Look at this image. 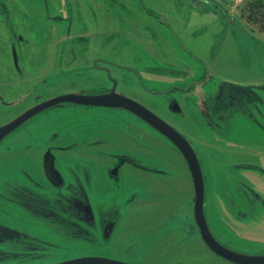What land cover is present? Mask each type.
Here are the masks:
<instances>
[{
    "label": "rangeland",
    "instance_id": "374dc122",
    "mask_svg": "<svg viewBox=\"0 0 264 264\" xmlns=\"http://www.w3.org/2000/svg\"><path fill=\"white\" fill-rule=\"evenodd\" d=\"M2 1L0 125L54 96L109 86L90 61L107 59L117 92L177 127L197 149L209 219L227 216L243 237L241 251L264 250V31L246 19V0ZM86 46L90 54L82 61L72 49ZM195 75L204 76L203 103L197 104L212 124L190 105L183 118L173 114L167 103L172 94L146 92ZM226 95L246 101V108L228 105ZM72 142L76 149L53 148ZM48 147L67 179L74 171L81 175L83 164L91 167L88 173L108 167L112 154L149 160L150 167L155 160L168 173L148 174L127 163L119 177L98 170L82 177L85 195L77 186L70 194L42 176ZM192 192L180 154L127 111L52 106L0 142V194L40 202L45 210H25L21 203L17 209L0 197V264L89 256L129 264H231L190 235Z\"/></svg>",
    "mask_w": 264,
    "mask_h": 264
},
{
    "label": "flooded vegetation",
    "instance_id": "af4514ba",
    "mask_svg": "<svg viewBox=\"0 0 264 264\" xmlns=\"http://www.w3.org/2000/svg\"><path fill=\"white\" fill-rule=\"evenodd\" d=\"M79 37H82V38H85L84 36H79ZM77 38V37H75ZM81 39V38H80ZM85 41V39H83ZM72 42H76V40H73ZM87 42V41H85ZM65 47V45H64ZM72 49V48H71ZM73 50V54H77L79 55L80 57V60L82 61H87L88 60V53L90 54V51H89V46H86V47H82V49H72ZM70 50V53L71 51ZM77 50V51H75ZM88 50V52H87ZM185 50V48H184ZM72 54V53H71ZM63 55H64V52L61 50L60 51V58H59V61L60 64L62 63V58H63ZM66 56V55H65ZM92 61V65L94 66V68L102 71L105 73L106 75V79L108 81V83H110L109 86H104V85H101L96 88H89L88 90L86 91H75V92H80V93H83V94H105V93H108L111 91L112 87H113V80L115 81V91L117 92V80L115 78H113L111 75L109 78L108 76V72L110 74L111 71H109V66H112L114 65L112 62L108 61L107 59H104V58H101V57H93L91 58ZM94 61L95 64H94ZM80 66H85L84 64H81ZM127 69V68H126ZM131 70V69H130ZM204 76H192V77H187V76H184V82H182L181 84L179 83H174L172 85H170L169 87H167L165 90H156V89H147L146 92H148L149 94H153V95H165V96H172L170 97V100L167 102L169 107L171 108L172 110V113L173 114H177L179 115V117L183 118L185 116V106L187 105H190L191 107H193L195 109V113L196 115L198 114L199 116H201V118L205 119L206 121L210 122V124H212V122L210 120H212V117L210 116V113L207 112V113H204L205 111L202 109L201 105L203 103V93H202V90H203V87L205 85V81H204ZM72 92V91H71ZM179 94L180 96L177 97L175 96L174 93ZM117 93H120V92H117ZM122 94V93H120ZM124 95V94H122ZM126 96V95H124ZM245 96V95H243ZM128 97V96H126ZM130 98V97H128ZM132 99V98H130ZM201 99V101L199 103L200 104H197V101ZM134 100V99H132ZM244 100H246V98H244ZM136 101V100H134ZM138 102V101H136ZM226 102L228 103V105L232 106V105H241V106H247L246 105V101H243L241 99H236L235 97H233L232 95H226ZM67 102H64V103H61L59 105H55L53 107H61L63 104H66ZM139 103V102H138ZM69 104H76V103H69ZM141 104V103H139ZM76 105H79V106H83V107H98V108H107V107H101V106H89V105H82V104H76ZM142 105V104H141ZM246 108V107H245ZM114 109H123L125 110L124 108H114ZM148 109V108H147ZM150 110V109H149ZM127 111L128 113H130L135 120H137L138 122H141L143 125L145 124L146 126H148V128H150L155 134H157L159 136V138L161 140H163L164 143L170 145L171 147H173L178 154H180V156L182 157L184 163H185V166L189 172V175H190V171H189V168L187 166V163L185 161V159L183 158L182 154L179 152V150L168 140L166 139L164 136H162L160 133H158L153 127H151L149 124H147L145 121H143L140 117H138L137 115H135L134 113L128 111V110H125ZM151 111V110H150ZM154 113V112H153ZM38 114V113H37ZM155 114V113H154ZM205 114H207L205 116ZM217 114V113H216ZM157 115V114H155ZM158 116V115H157ZM217 116L219 117V114H217ZM160 117V116H158ZM161 119H163L162 117H160ZM164 121H166L169 125H171V123H169L167 120L163 119ZM130 123V122H128ZM94 124V123H93ZM133 125H135L134 123H131ZM88 125V123L86 124ZM86 125L84 127L83 130H86ZM129 125V124H128ZM173 128H175L178 132H180L184 137L185 135L179 131V129H177V127L171 125ZM134 128H132L133 131L139 133V131L137 130L136 126H134ZM195 127H196V130L198 131V124L195 123ZM84 135V134H83ZM85 136V139L87 138L88 136V133L87 135H84ZM138 136V134H137ZM132 138H135L136 139V142L138 140V137H134V135L132 136ZM146 141V140H143V142ZM139 143V142H138ZM145 143V142H144ZM189 143L192 145L197 157H198V160H199V163H200V166H201V169H202V165H201V159H200V156H199V153L197 152V149L195 148V146L193 145L192 142L189 141ZM77 147V143H70V144H66V145H62V144H59V145H55L53 148H56V150H60V151H65V150H68V149H76ZM50 151L52 155L53 152H52V147H48L46 151ZM44 152V153H45ZM44 155V154H43ZM43 158V156H42ZM110 158H112V162L111 164H108V167L107 166H102L101 169H96L95 171H99V173H102L104 172L105 174L107 173L109 177H115V176H120L119 173L121 171V168H123L127 163H129L128 165L132 166L133 168H136L138 170H141L143 172H146L148 174H158V175H164L165 172H167L166 168H164L162 166V164L158 163V162H155V160L153 161H150L151 164H154L155 163V166H148L146 165V163L149 162V160H133V161H130L131 159L128 157V158H125L123 155H118V154H112L110 155ZM70 163H73L72 160L70 161ZM59 161H57V158H54L53 157V170H51L48 166V168L46 169L45 166H44V160L42 159V162H41V170H42V173L44 176V178L50 182L54 187H62L61 190H68L72 187V189L70 190H74L75 189V186H77L78 190L76 192H78L79 194H83L85 195L86 191H79V186H81V178L82 177H85L88 176V175H92L95 171H91L90 173L89 172V169L91 168L90 166H87L85 164H83V166H85L84 170L82 171L83 173L80 175L79 173L77 172H72L71 174H69L68 176V179L66 176H64L61 172V169L59 167ZM168 173V172H167ZM202 174H203V178H204V216H205V219H206V223H207V226H208V229H209V232L211 234V236L223 247L229 249V250H232L234 252H237V253H241V254H247L246 252L244 251H241V249H243V247H239V244H241L239 241H241V239H243V237L240 236V234L238 233V231L234 230V228L231 226L232 224H230V220L228 219L227 216H225V218H220V217H217V216H214L216 219L215 220H210L209 219V214H208V208H207V204H206V190H205V177H204V173L202 171ZM72 177V181H69V178ZM117 177V178H118ZM190 181H191V185H192V194H193V204H194V188H193V184H192V180H191V175H190ZM69 191V193L71 194L72 191ZM142 190V188L140 189ZM143 192V191H141ZM134 193H137V192H134ZM0 197H2L3 199H5L6 201H9L11 202V204L15 205L17 207V209H19L18 207V203H21L23 204V207L25 210L29 209L31 211L34 212V209L38 210L39 213H44V209L41 205L40 202H35L32 203L30 201H22V202H19L20 199H17V201H15L14 199H12V197L8 196L7 195H3V194H0ZM85 197V196H83ZM14 200V201H13ZM193 204H192V209H191V217L193 218L192 220V224L195 226V230H193V232L191 231L190 235H194L196 237V239L194 241L200 244H198L199 246L201 245L202 247L205 246L206 249L212 253L213 256L215 257H218V258H221L224 262L226 263H231V264H237V263H234V262H231L223 257H221L220 255L216 254L215 252H213L209 247L208 245L206 244L204 238L202 237L201 235V230L198 228L196 222H195V219H194V214H193ZM83 205V206H82ZM81 207L84 208L85 212L87 211H90L89 210V207L85 204V203H82ZM37 207V208H35ZM89 213V212H88ZM241 212L240 213H237L236 216L239 217L241 216ZM187 226L185 227V229H190V224L187 223L186 224ZM107 228H108V225L106 224ZM236 229V228H235ZM192 230V229H191ZM239 230V229H238ZM108 230H106L105 232L107 233ZM241 232V235H242V231L240 230ZM264 254V250H262L261 252L259 253H248V255H262Z\"/></svg>",
    "mask_w": 264,
    "mask_h": 264
},
{
    "label": "water",
    "instance_id": "95a60500",
    "mask_svg": "<svg viewBox=\"0 0 264 264\" xmlns=\"http://www.w3.org/2000/svg\"><path fill=\"white\" fill-rule=\"evenodd\" d=\"M96 61H94L95 64ZM108 76L110 74L108 72ZM113 87L110 92L105 94H83L80 92H68L54 96L52 98L43 100L29 107L22 113L15 116L10 121L0 125V142L8 134L13 132L28 119L36 115L37 113L44 111L52 106L59 105L61 103H76L89 106H101L107 108H124L153 127L158 133L168 139L182 154L190 171L191 180L194 188V204L193 214L195 222L198 228L201 230V235L204 238L208 247L220 255L221 257L237 263V264H264V254L262 255H248L241 254L229 250L221 246L210 234L206 219L204 216V178L202 169L198 160V157L189 143V141L175 128L169 125L166 121L155 115L149 109L139 104L138 102L120 94L115 91V81L113 80ZM44 166L47 169L48 166L53 170V155L48 150L43 155ZM55 264H129L126 262L98 257H79L72 260L58 262Z\"/></svg>",
    "mask_w": 264,
    "mask_h": 264
},
{
    "label": "trees",
    "instance_id": "16d2710c",
    "mask_svg": "<svg viewBox=\"0 0 264 264\" xmlns=\"http://www.w3.org/2000/svg\"><path fill=\"white\" fill-rule=\"evenodd\" d=\"M1 3H4L0 0ZM242 11L246 19L264 31V0H246ZM84 38H81L83 40Z\"/></svg>",
    "mask_w": 264,
    "mask_h": 264
},
{
    "label": "built area",
    "instance_id": "2783aa9c",
    "mask_svg": "<svg viewBox=\"0 0 264 264\" xmlns=\"http://www.w3.org/2000/svg\"><path fill=\"white\" fill-rule=\"evenodd\" d=\"M236 1H239V2H240V1H242V0H236Z\"/></svg>",
    "mask_w": 264,
    "mask_h": 264
}]
</instances>
